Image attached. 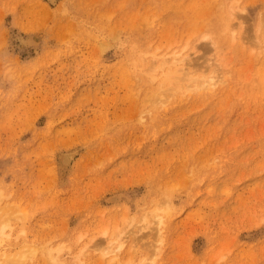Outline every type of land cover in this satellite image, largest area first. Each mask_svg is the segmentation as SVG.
<instances>
[{
	"label": "rangeland",
	"instance_id": "1",
	"mask_svg": "<svg viewBox=\"0 0 264 264\" xmlns=\"http://www.w3.org/2000/svg\"><path fill=\"white\" fill-rule=\"evenodd\" d=\"M0 264H264V0H0Z\"/></svg>",
	"mask_w": 264,
	"mask_h": 264
},
{
	"label": "bare ground",
	"instance_id": "2",
	"mask_svg": "<svg viewBox=\"0 0 264 264\" xmlns=\"http://www.w3.org/2000/svg\"><path fill=\"white\" fill-rule=\"evenodd\" d=\"M52 3L53 2H55V0H50ZM21 38V37H20ZM24 38V37H23ZM21 43V42H20ZM209 84L210 85H215L216 83L215 82H209ZM155 93V95L156 96H158V94H156V93H160V90L159 89H157V92H154ZM137 95L139 94V92L138 93H136ZM157 99L158 100V98H155V97H150V96H146V104H151V102H154L155 100ZM72 151H74L75 152V150H73L72 149ZM72 151H65V152H61L62 154H61V156H60V168H63V169H69L68 168V166L71 164V162H72V160L74 159V156H76ZM59 159V158H58ZM58 167V168H59ZM60 170V169H59ZM68 171V170H67ZM59 172V171H58ZM63 173V172H62ZM60 179V178H59ZM64 179V178H63ZM62 180V179H61ZM119 198H120V195H116V194H114V195H112L110 198H109V200L111 201V202H116V201H118L119 200ZM123 245V243H121L120 244V246H122ZM119 246V247H120ZM112 252H114L115 253V249L112 251Z\"/></svg>",
	"mask_w": 264,
	"mask_h": 264
}]
</instances>
